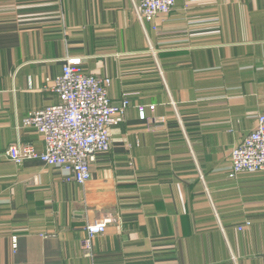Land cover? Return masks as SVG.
<instances>
[{"label": "crops", "instance_id": "obj_1", "mask_svg": "<svg viewBox=\"0 0 264 264\" xmlns=\"http://www.w3.org/2000/svg\"><path fill=\"white\" fill-rule=\"evenodd\" d=\"M138 3L0 0V264H263L264 171L229 169L264 112V0H176L154 22ZM67 57L130 99L84 184L6 155L44 151L22 121L59 101Z\"/></svg>", "mask_w": 264, "mask_h": 264}, {"label": "built area", "instance_id": "obj_2", "mask_svg": "<svg viewBox=\"0 0 264 264\" xmlns=\"http://www.w3.org/2000/svg\"><path fill=\"white\" fill-rule=\"evenodd\" d=\"M175 3L176 0H139L136 12L141 21L154 22L168 15ZM111 81L86 71L81 57H67L62 73L51 85L59 101L29 112L22 121L23 127L41 134L44 151L37 152L32 144L18 141L6 150L9 160L23 164L39 159L58 168L68 182L89 181L92 163L98 154L111 150V128L124 121L130 105L128 94L117 103L112 101L108 92ZM146 109L145 105H138L142 119ZM229 170L231 176L264 171V112L257 116L255 128L232 149ZM109 222L104 217L86 225L87 235L82 241L86 256H92L94 239L106 232ZM13 245L16 247V243Z\"/></svg>", "mask_w": 264, "mask_h": 264}]
</instances>
